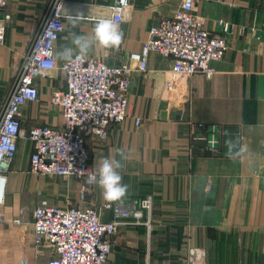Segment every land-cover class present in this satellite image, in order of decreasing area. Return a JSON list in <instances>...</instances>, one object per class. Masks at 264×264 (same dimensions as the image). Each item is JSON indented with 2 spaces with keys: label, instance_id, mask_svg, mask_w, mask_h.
<instances>
[{
  "label": "crops",
  "instance_id": "1",
  "mask_svg": "<svg viewBox=\"0 0 264 264\" xmlns=\"http://www.w3.org/2000/svg\"><path fill=\"white\" fill-rule=\"evenodd\" d=\"M50 1L10 0L0 10V18L11 15L6 41L0 44V121ZM183 1L131 0L120 25L119 49L93 43L86 55L111 65L127 62L128 54L148 40L150 28L172 17ZM114 2L69 0L68 10H79L83 18L65 20L56 44L59 64L65 61L60 55L65 49H72V55L79 51L75 36L91 39L95 22L109 17ZM194 9L213 35L228 41L225 56L213 63L215 76L196 75L168 90L173 62L153 53L148 71L135 73L130 93L133 114L143 119L142 125L129 119L111 128L105 144H88L94 171L103 157L124 164L122 182L129 185V195L121 205L153 199L151 214L145 212L150 226L122 227L131 232L125 239L130 249L122 257L112 252L113 264H186L191 247L203 249L208 264H264V0H195ZM220 22L230 25L228 33ZM37 86L39 100L21 110L19 152L0 207V237L13 254L26 255L16 259L19 264L33 257L27 224L41 196L53 206L93 205L105 220L113 215L104 206L116 205L103 199L97 185L84 204L76 179L31 172L30 131L43 124L62 126L61 109L51 99L65 89L64 75L52 71ZM211 127L219 133L215 149L209 144ZM120 148L126 160L117 153ZM16 218L26 224L12 226Z\"/></svg>",
  "mask_w": 264,
  "mask_h": 264
},
{
  "label": "built area",
  "instance_id": "2",
  "mask_svg": "<svg viewBox=\"0 0 264 264\" xmlns=\"http://www.w3.org/2000/svg\"><path fill=\"white\" fill-rule=\"evenodd\" d=\"M9 2L0 0V10ZM68 4L69 0L50 1L31 50L23 59L0 121V176L6 177L8 184L7 174L19 152L21 110L27 103L39 100L38 79L60 70L66 87L54 93L51 103L61 109L63 123L61 127L43 124L30 131V170L36 175L76 179L80 183V203L86 204L95 187L89 182L95 172L89 142L105 144L113 126L132 118L136 126L142 125L143 119L133 114L130 103L135 73L147 72L150 56L156 53L173 62L168 90L177 81L196 75L212 79L216 74L213 63L225 56L228 41L206 28L204 19L195 14V0H184L172 17L150 28L148 40L140 51L128 54L127 62L111 65L77 51L70 60L59 64L56 44L65 32V20L70 15ZM130 6L131 0H115L109 18L121 25ZM10 20L9 14L0 18V44L6 41ZM219 25L226 33L230 31V25ZM211 131L209 144L215 149L219 133L215 127ZM7 184L0 207L5 205ZM104 209L112 212L111 220H105L102 210L93 205L59 207L47 200L39 201L27 224L30 231L26 239L33 247V258L20 264H108L120 228L150 226L145 212L151 214L153 199L131 205L106 204ZM25 224L21 218L12 222L14 227ZM186 264H208L206 252L189 248Z\"/></svg>",
  "mask_w": 264,
  "mask_h": 264
},
{
  "label": "clouds",
  "instance_id": "3",
  "mask_svg": "<svg viewBox=\"0 0 264 264\" xmlns=\"http://www.w3.org/2000/svg\"><path fill=\"white\" fill-rule=\"evenodd\" d=\"M79 10L70 12L67 19L75 23L82 19ZM123 41V31L120 25L112 18L104 17L98 19L92 30L91 39L83 36H75L73 43L78 47L81 54H86L93 43L104 49H119ZM51 55V54H49ZM60 55L65 60L72 58V49H65ZM47 63V62H46ZM121 160H126L124 149H117ZM124 164L113 157H103L96 171L89 176V182L97 185L102 190V197L109 203L122 204L129 195V185L122 182L121 171ZM7 178L0 176V203H3Z\"/></svg>",
  "mask_w": 264,
  "mask_h": 264
},
{
  "label": "rangeland",
  "instance_id": "4",
  "mask_svg": "<svg viewBox=\"0 0 264 264\" xmlns=\"http://www.w3.org/2000/svg\"><path fill=\"white\" fill-rule=\"evenodd\" d=\"M43 198L44 197L41 196L40 199L45 200ZM36 202H37V197L34 199V203H36ZM2 210H5V209H2ZM22 216H23V218H25L24 213L21 215V217ZM129 231L130 230L120 228L117 236L114 238L113 254L116 253V255H118L119 257H122L121 253H123L124 251L126 252L127 248H128V250L130 249V246L128 245L129 242L127 240H125L126 237H128V235L131 234V232L129 233ZM133 233H135V232H133ZM0 239H1L0 240V264H19L18 262H16V259L26 257V255H22V254H18V253L13 254V252L11 251V248L9 246H7V244H5V241H3V237H0ZM26 242L29 245V248L33 250L32 245L28 242L27 239H26ZM108 264H113V263L111 260H109Z\"/></svg>",
  "mask_w": 264,
  "mask_h": 264
},
{
  "label": "trees",
  "instance_id": "5",
  "mask_svg": "<svg viewBox=\"0 0 264 264\" xmlns=\"http://www.w3.org/2000/svg\"><path fill=\"white\" fill-rule=\"evenodd\" d=\"M118 264H123V263H118Z\"/></svg>",
  "mask_w": 264,
  "mask_h": 264
}]
</instances>
